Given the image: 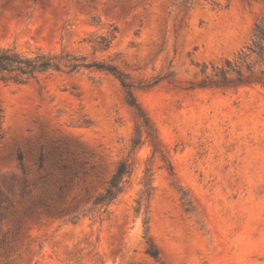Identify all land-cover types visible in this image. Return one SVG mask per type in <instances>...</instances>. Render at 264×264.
<instances>
[{"label":"rangeland","instance_id":"obj_1","mask_svg":"<svg viewBox=\"0 0 264 264\" xmlns=\"http://www.w3.org/2000/svg\"><path fill=\"white\" fill-rule=\"evenodd\" d=\"M263 15L264 0H0V47L114 65L148 118L96 67L0 81V264H264V60L247 49ZM221 69L248 80L212 83ZM121 160L128 182L93 207Z\"/></svg>","mask_w":264,"mask_h":264},{"label":"trees","instance_id":"obj_2","mask_svg":"<svg viewBox=\"0 0 264 264\" xmlns=\"http://www.w3.org/2000/svg\"><path fill=\"white\" fill-rule=\"evenodd\" d=\"M112 38L113 35L108 37L101 36L99 47L107 49ZM247 49L250 54L255 55L257 62L260 64L263 63L264 15L254 26L253 39ZM243 59L244 56L240 57V60ZM226 64L229 66L230 61L226 60ZM81 67H96L112 74L122 86L128 104L134 109L137 116L142 118L143 123L147 126L148 118L136 101L132 90L133 84L129 81L127 74L119 70L116 66L87 62L83 56H77L64 51L58 54L42 52L24 54L13 47H0V81L2 82L23 84L30 80H36L39 74L51 71L74 72L78 71ZM235 72L237 74L236 77L231 78L228 76V71L221 69L219 73L215 74V79H211V82L219 85H237L248 80L239 69H235ZM132 143L134 146L139 143L138 135L132 140ZM131 171L132 169L128 163L123 160L119 161L105 189L93 198L92 206L105 211L108 205L122 192L125 184L128 182ZM144 237L148 243L146 253L155 259L158 258V250L148 235V226L144 228Z\"/></svg>","mask_w":264,"mask_h":264}]
</instances>
